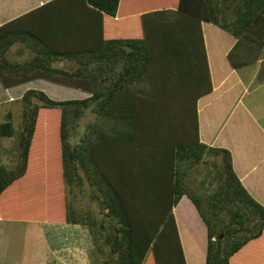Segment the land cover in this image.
<instances>
[{"label":"trees","instance_id":"1","mask_svg":"<svg viewBox=\"0 0 264 264\" xmlns=\"http://www.w3.org/2000/svg\"><path fill=\"white\" fill-rule=\"evenodd\" d=\"M65 1L81 4L93 21L111 25L104 28L105 33L119 32L113 26L119 22L121 0H48L40 9L47 8L49 2ZM163 1L174 8L168 16L161 12L165 10L139 16L147 38L109 37L101 59L96 50L86 49L84 57L89 59L84 60L83 51L77 50L72 56L78 63L74 70L52 68L43 62L42 55L55 48L52 39L27 32L22 26L29 13L0 25V81L4 87L45 78L89 93L55 100L36 88L24 91L18 162L13 168L0 164V218L82 225L90 232L96 251L103 253L98 238L105 232L103 223L89 211L69 205L73 202L69 193L82 184L79 173L86 169L85 179L94 187L92 191H97L105 216L116 223V233L108 239L104 236L116 256L111 257L112 264H186L172 212L182 195L191 200L206 226L204 264H264V206L242 186L227 149L198 143L195 137L193 143L181 146L171 161L170 154L153 151L151 168L141 167L140 158L133 164L123 150L122 158L116 151L115 161L107 157L102 164L103 151L112 157L113 143H127L128 138L124 140L121 131L104 133L99 117L91 125V133H83L77 143L70 142L72 129L86 109L113 117L137 111L136 99L154 105L160 114L173 110L187 118L192 104L196 123L195 101L211 90L200 21L211 22L236 38L227 54L233 67L239 66L232 58L239 45L249 49L247 57L253 54L243 63L264 51V0ZM232 2L234 15L229 17ZM76 12L79 8L71 14ZM17 41L35 53L33 59L22 63L7 59V49ZM99 62L121 68H94ZM140 81L147 82L149 89H133ZM130 94L135 99L127 100ZM14 131L9 118L0 122V137L12 136ZM38 147L51 158L41 163L44 177L31 184L23 174ZM206 155L219 157L223 177L202 199L185 184L180 168L190 171Z\"/></svg>","mask_w":264,"mask_h":264},{"label":"crops","instance_id":"2","mask_svg":"<svg viewBox=\"0 0 264 264\" xmlns=\"http://www.w3.org/2000/svg\"><path fill=\"white\" fill-rule=\"evenodd\" d=\"M47 1L0 0V25L29 13L23 20L22 26L26 28L27 32L37 33L42 38L47 37L49 40L52 39L55 48L54 51L42 55L43 62L50 64L52 68L65 70L78 68L77 61L72 58L77 55V50L83 51L82 59L84 60L89 59L87 55L86 58L84 57L86 49L96 50L97 57L103 58L105 41L109 37H117V39L147 38L141 29L142 16L139 17L141 13L165 10L161 12L168 16V11L174 9L167 5V1L163 0H121L119 22L113 26L119 32L105 33L104 28L111 27V25L105 21L100 23L93 21L83 12L81 4L67 1L49 2L47 8L40 9V6ZM78 8L77 14H71ZM66 10L71 12L68 13ZM200 26L211 90L195 101L196 123L192 104L187 118L182 116L181 112L173 110H169L170 113L160 114L154 105L142 103L141 99L138 102L136 99L135 107L137 103L139 106L137 111L131 109V112L121 115L118 113L113 117L99 116V120L111 122L113 135L118 132L117 130H120L125 134L123 139L125 140L126 136L128 138L127 143H113L112 157L103 151L101 156L103 160L101 159L100 163L103 164L107 157L115 161V152L117 151L118 155L122 145H129L130 161H133L134 164L138 160L136 158H140L141 167L151 168L153 151L170 154L171 161L176 158V152L181 149V146H185L189 142L193 143L196 137L198 143L224 148L230 152L235 175L248 193L264 206V51L257 56V59L243 63L242 61L249 60L253 54L247 57L249 49L239 45L232 55L233 60L239 66L233 67L227 54L234 47L236 38L211 22L200 21ZM137 29L140 30L138 33H136ZM164 48L166 49L167 45H164ZM125 50L128 51L129 48L125 47ZM62 54H66V56H62ZM34 56L35 53L29 47L18 41L10 45L6 51V57L12 63L29 61ZM238 62H242V64ZM94 68L121 67L119 64L115 66L99 62ZM50 83L59 85L57 82L45 78H34L10 87H4L0 81V106L8 107L13 102L21 101L24 91L28 88L44 91L47 84ZM142 84H146V86H142ZM148 85L147 82L140 81L134 83L132 87L133 89L146 90ZM80 93L81 96L78 98L89 95L86 91ZM51 98L53 97L51 96ZM129 99L135 98H132L130 94L127 100ZM3 117L5 120L9 118L13 125L15 121L18 126L20 125V129L15 128L12 136L0 137V164L13 168L18 162L22 112L14 113L13 110L5 108ZM72 134L70 142L79 141L74 138L77 135L74 134L72 137ZM39 143H42L40 139ZM40 150L38 147L33 151L34 153H31L28 167L23 174V178L31 184H35L39 177H44L45 174L42 175L40 169L41 163L49 162L51 158L47 152L43 153ZM205 157L217 158V160L219 158L211 155ZM194 166L190 171H187L185 167L180 168L183 169V179L187 186H189V176ZM201 179L200 181L204 183ZM172 212L186 264H204L207 230L196 207L186 195H182L173 206ZM12 222L20 223L22 221H7L0 218V235L5 232H11L12 235L22 233L17 230L20 228L19 224H9ZM58 225L64 228L75 227L76 230L82 231L80 234L82 237H79L80 239L76 243L68 239L67 243L62 242L60 246H57L56 240L59 237L53 231ZM23 227L25 228V226ZM38 228L45 237L44 246L42 245L44 253L39 252L40 248L27 247L29 255L33 257L32 260L48 263L53 257L65 264H75L76 262L89 264L86 253L93 243L88 229H81L79 224L50 222H40ZM59 240L62 238L60 237Z\"/></svg>","mask_w":264,"mask_h":264},{"label":"rangeland","instance_id":"3","mask_svg":"<svg viewBox=\"0 0 264 264\" xmlns=\"http://www.w3.org/2000/svg\"><path fill=\"white\" fill-rule=\"evenodd\" d=\"M233 7L234 2H232L230 8L227 10V15L229 17L234 15ZM74 69L75 68H72V70ZM142 86H146V84H142ZM149 87L150 86L148 85L147 90L149 89ZM81 91L84 90L61 84L55 85V83L47 84L46 88L44 89V92L50 97L52 96L55 100L78 98L79 96H81ZM5 108L13 110L14 113H21L22 103L19 100L18 102H13L11 105H8V107L0 106V122L5 120V118L3 117ZM98 117L99 116L95 112H93L91 108L86 109L76 125H73L74 128L73 126L71 127L73 128L72 131L74 132L72 134V137L74 134L77 135V137H80L83 132L91 133V125L97 121ZM99 123L101 125L100 130H102L104 133L113 132L112 124L110 121L100 120ZM14 125L16 129H20V125L18 126L17 121H15ZM117 131L119 132L120 130ZM77 137L74 138L76 140H79V138ZM77 142L78 141L74 143ZM122 150L129 154L128 147H122L120 148L118 153V155L120 156L119 158H122ZM219 160V158L217 160V158L205 157V159L194 166V169L190 173L188 184L202 199L205 198V196L215 187V185L219 183V181L223 177V170ZM79 174L82 177V184L79 185V187L74 186L72 191L69 193L73 201L69 203V205L71 206L70 208H79L84 211H89L92 216L98 219L99 222H102L105 226V232L98 234L99 241L102 243L101 247H103L104 251L103 253H98L93 244V246L89 250H87L86 253V256H88L89 260L88 263L112 264L113 261L111 257L115 258L116 256L112 254L109 244L106 243L104 236H107L108 239V237H112L116 233V223L114 220L105 216L106 209H104L101 205V201L97 191H92L94 187L85 179L87 178L86 169H81ZM200 179L203 180L204 183H202ZM91 192L93 193L92 196L90 195ZM9 224H19L18 226L20 228H17V230L22 233L12 235L11 232H5L4 234L0 235V264H65L64 262L58 261V259H54L53 257H51V260L48 263H40L38 262L39 260H32L33 257L29 255L27 247L31 249L40 248L39 252L41 254L44 253V250H42V245L44 246L45 237H43L42 231V235L39 231L38 227L40 226V222H12ZM23 226H25V228ZM80 227L83 230L87 229H85V227L82 225H80ZM53 232L55 233V235H58L59 239L60 237L62 238V240H59L57 238V246H60L62 242L67 243L66 241H68V239L69 241H75L76 243V241L80 239L79 237H82L80 236V234H82V231L76 230L75 227L72 226L64 228L58 225V227H56ZM77 263L79 262H76L75 264Z\"/></svg>","mask_w":264,"mask_h":264}]
</instances>
